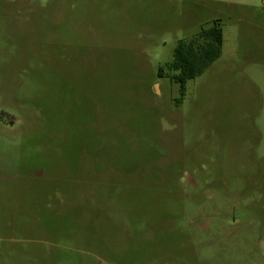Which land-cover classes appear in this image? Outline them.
<instances>
[{
	"label": "rangeland",
	"instance_id": "1",
	"mask_svg": "<svg viewBox=\"0 0 264 264\" xmlns=\"http://www.w3.org/2000/svg\"><path fill=\"white\" fill-rule=\"evenodd\" d=\"M0 264H264V0H0Z\"/></svg>",
	"mask_w": 264,
	"mask_h": 264
},
{
	"label": "trees",
	"instance_id": "2",
	"mask_svg": "<svg viewBox=\"0 0 264 264\" xmlns=\"http://www.w3.org/2000/svg\"><path fill=\"white\" fill-rule=\"evenodd\" d=\"M224 32L222 25L217 22L210 28H203L189 40L180 41L174 53V60L167 67L160 69V77L171 74L172 80L180 85L182 103L189 82L202 76L223 53Z\"/></svg>",
	"mask_w": 264,
	"mask_h": 264
}]
</instances>
